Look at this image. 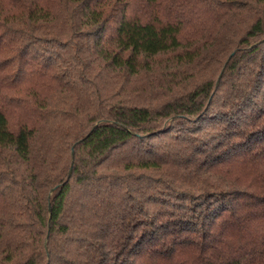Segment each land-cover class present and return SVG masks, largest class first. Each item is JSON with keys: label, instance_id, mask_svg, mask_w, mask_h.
<instances>
[{"label": "trees", "instance_id": "obj_1", "mask_svg": "<svg viewBox=\"0 0 264 264\" xmlns=\"http://www.w3.org/2000/svg\"><path fill=\"white\" fill-rule=\"evenodd\" d=\"M0 264H264V0H0Z\"/></svg>", "mask_w": 264, "mask_h": 264}]
</instances>
